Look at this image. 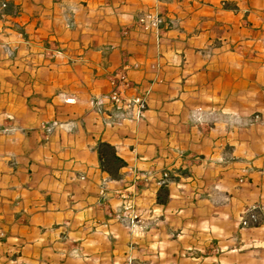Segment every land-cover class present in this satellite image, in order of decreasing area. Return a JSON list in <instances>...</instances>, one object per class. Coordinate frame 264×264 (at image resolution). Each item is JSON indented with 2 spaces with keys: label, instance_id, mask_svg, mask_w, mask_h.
<instances>
[{
  "label": "crops",
  "instance_id": "0c3cea01",
  "mask_svg": "<svg viewBox=\"0 0 264 264\" xmlns=\"http://www.w3.org/2000/svg\"><path fill=\"white\" fill-rule=\"evenodd\" d=\"M126 66L141 118L110 100ZM101 143L127 163L116 179ZM134 217L264 247V0H0V246L86 259Z\"/></svg>",
  "mask_w": 264,
  "mask_h": 264
},
{
  "label": "rangeland",
  "instance_id": "374dc122",
  "mask_svg": "<svg viewBox=\"0 0 264 264\" xmlns=\"http://www.w3.org/2000/svg\"><path fill=\"white\" fill-rule=\"evenodd\" d=\"M144 230L138 218L127 219L124 226L116 227L117 243L111 244L107 240L102 251L84 252L85 259L80 258V251L75 249L79 245L67 241L64 247H60L63 251L43 252L48 259L44 264H264V247L254 252L245 248L232 255L228 251H216L211 249L207 230L195 237L179 231L166 233L158 226L148 234H144ZM193 230L200 231L199 228ZM1 237L0 234V241ZM129 241L135 242L133 249H128ZM23 252L18 248L0 246V264H39L33 250Z\"/></svg>",
  "mask_w": 264,
  "mask_h": 264
},
{
  "label": "built area",
  "instance_id": "2783aa9c",
  "mask_svg": "<svg viewBox=\"0 0 264 264\" xmlns=\"http://www.w3.org/2000/svg\"><path fill=\"white\" fill-rule=\"evenodd\" d=\"M223 4L225 5L226 2L223 1ZM151 19V23L154 24L157 27H160L161 24H168L170 20L165 19L162 16H156L152 17L151 14H143L139 17L138 22L142 24L146 29L150 28V24L147 20ZM129 68L126 66L120 71L116 72L113 80H112V87L113 90L110 95V100L115 108H120L123 106H128L129 108H132L135 113L136 118H141L143 116V112L146 108V101L143 98H127L125 96L126 90L131 87V83L128 80L127 70ZM259 116L257 115L256 118ZM5 129V128H2ZM49 132L52 131L51 128H47ZM169 173L165 172L164 178L165 180L169 179ZM257 220V214L254 212V210H251L247 216H242L241 222L243 227L250 226L252 221Z\"/></svg>",
  "mask_w": 264,
  "mask_h": 264
},
{
  "label": "trees",
  "instance_id": "16d2710c",
  "mask_svg": "<svg viewBox=\"0 0 264 264\" xmlns=\"http://www.w3.org/2000/svg\"><path fill=\"white\" fill-rule=\"evenodd\" d=\"M2 6L6 13H9L12 8V4L9 2H4ZM163 25L164 24H161L160 27ZM167 25L172 27L173 24L172 22H169ZM99 157L103 170L108 172L114 179L119 177V169L127 165V163L117 155L115 147L108 143H101L99 145ZM165 200L164 193L162 194L161 190V193L159 194V203H164Z\"/></svg>",
  "mask_w": 264,
  "mask_h": 264
}]
</instances>
